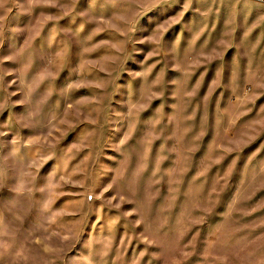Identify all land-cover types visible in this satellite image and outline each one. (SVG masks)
Masks as SVG:
<instances>
[{"label":"rangeland","instance_id":"obj_1","mask_svg":"<svg viewBox=\"0 0 264 264\" xmlns=\"http://www.w3.org/2000/svg\"><path fill=\"white\" fill-rule=\"evenodd\" d=\"M0 264H264V0H0Z\"/></svg>","mask_w":264,"mask_h":264}]
</instances>
